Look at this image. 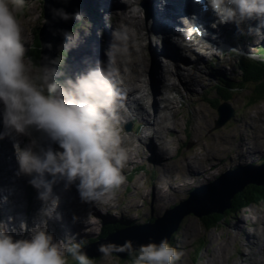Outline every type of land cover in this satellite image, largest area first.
Returning a JSON list of instances; mask_svg holds the SVG:
<instances>
[{
  "label": "clouds",
  "instance_id": "obj_1",
  "mask_svg": "<svg viewBox=\"0 0 264 264\" xmlns=\"http://www.w3.org/2000/svg\"><path fill=\"white\" fill-rule=\"evenodd\" d=\"M23 0H0V138L5 135H24L31 138L27 147L15 144L19 164L17 175L29 176V184L38 192L45 207L42 223L31 229L27 238H15V233H28L26 221L18 227L0 220V264H67L70 256L78 264H89L79 242L60 243L49 231L50 221H63L62 198L56 194L58 184L68 190L78 185L85 203L108 204L123 184V170L129 162L128 152L121 147V138L114 128V107L117 94L109 80L106 65L96 67L74 78L57 81L53 65L62 63L57 57L48 64L34 68L25 56V41L16 12ZM204 11H213L217 22L212 25L235 24L239 29L246 21L259 20L256 27H248V34L264 36V0H196ZM62 20L82 16L62 8L50 10ZM196 19L195 14L192 15ZM55 35V33H53ZM65 49L75 46L79 34L68 32ZM123 34L113 32L114 52L122 45ZM48 47H51L49 44ZM109 55V53H108ZM249 60L264 58L245 53ZM39 133L48 142L45 147ZM55 145L63 150L57 151ZM49 177H52L50 179ZM7 200V197L0 198ZM9 221L13 218L9 217ZM79 218H77V222ZM75 239V237L70 238ZM98 253L108 261L113 253L132 254L131 243L123 246L101 245ZM180 254L166 240L149 242L135 249L132 264H175Z\"/></svg>",
  "mask_w": 264,
  "mask_h": 264
},
{
  "label": "rangeland",
  "instance_id": "obj_2",
  "mask_svg": "<svg viewBox=\"0 0 264 264\" xmlns=\"http://www.w3.org/2000/svg\"><path fill=\"white\" fill-rule=\"evenodd\" d=\"M109 1L114 2L115 0ZM130 1L134 0H129V2ZM138 1L139 0H135V4H131L132 9L137 10L138 5L136 4V2ZM9 2L11 3L12 0H9ZM97 2H101V0H96L95 5ZM112 4L115 5L116 3ZM119 4L120 3H118V5ZM124 4H126V2L123 1V3L119 5L120 7L117 10L118 15L121 14V11H127V9L129 8V6L127 5H125L124 7ZM102 7L98 6V8ZM95 8L97 9L96 6ZM121 8L123 9L121 10ZM42 14L43 0H23L22 4L19 6L16 12L18 23L20 24V27L22 29L21 34L25 41V56L31 61V64L34 68H36L34 63L37 50L34 32L37 26L42 24ZM117 17L118 16L115 13H112L106 14L104 19H102V21H104V25L106 23V25L110 26L108 29L110 30V38L108 40L109 43H113V32L119 34L117 30L112 28L113 25L117 26L118 23H120V21L118 20L117 22L115 21ZM136 21L138 22V17L136 18ZM87 22H90V18L87 19ZM96 22L100 23L97 19ZM96 22H93L90 26H95L97 24ZM122 25H124V23H122ZM83 27L86 28L87 26ZM99 28L100 26H97L94 30L98 31ZM104 30L105 26L103 27L102 31ZM74 31H77V29H75ZM90 31L92 30L88 28L86 31L87 34ZM139 31H137V34H135V36H132L129 39V43L122 44L117 48V50H119V52L121 53L125 49L131 51L129 45L133 44L134 49L139 54V57H142L148 64L149 67L147 73L152 79L150 86L152 92L148 89L150 98H147V105L149 109L152 110L150 113H155L154 111L157 110L153 109H156L157 105L154 104L153 99L155 97L158 100L159 97L163 94L157 67L154 63L150 62L154 59L149 57L148 55L150 45L152 44L153 38L155 37V33H153V35L150 37V45L148 43V45L145 46L142 43V32L141 30ZM85 35L86 34H83L79 37L74 46V51L77 50L82 52V48H80L79 45L80 42L85 41L84 38H82ZM94 36L95 35H92L93 39ZM87 37L89 39L90 36ZM88 39L86 41H88ZM94 41L97 44V36ZM258 41L256 40L255 45H251L249 49L250 52H257L253 51V49L259 45ZM161 43L163 44V42ZM260 43L262 44L263 40L260 41ZM238 45L240 47H243V45H245L244 39H238ZM33 46L34 52H32ZM157 48L160 50V46H158ZM104 50L107 54L106 56L109 57L108 53H111V49L109 47H106ZM202 50L205 56L204 59L200 57L203 62L198 63V65H204V73H200L201 78L199 79L203 83L201 82L200 86L198 85L196 86V88L194 87L195 85L190 88V92H192L188 93L190 95V98L182 99L178 97L176 99H173V97H170L168 104H170L171 109H168L169 113L165 118L158 120V122L160 123L159 126L153 123V119H151L152 121L146 120L149 123V125H147L146 131L149 134L152 133L153 136L151 140H145L142 142L141 140H139L141 139V135L136 136L132 131H126L124 125H122L123 133L121 132V130L115 129L118 132L120 138L121 136H123L121 138V147H123L128 152L129 162L122 173L125 177L124 182L115 191L111 203H109L111 204L109 209L111 213L107 214L105 218L98 219V223L95 225V228L91 227V230L89 231L90 237H93L94 232L98 233L101 229L103 231L104 226L107 225L106 223L104 225V221L118 219V221H121L123 224H125L124 220H121V215L126 218L132 219L130 221L140 222V224L145 221V218L147 216H150L147 219L149 220L151 218H155L156 215H164V212L168 208L173 207L174 205L178 204L182 198H185L187 196L186 193L189 192L190 189H193L195 186L198 185L210 183V181L215 179V177L219 176L226 169L236 167L233 165L245 164L238 161V156H236L237 152H239L240 144H244V142L251 141V143H253L252 146L255 147L254 140L261 139L260 137L264 138V100H261L250 106H244L246 101L253 96L255 86H250L251 88H249L248 90L232 91L233 98L230 100L228 105L232 109H234L235 114L237 110L238 112L235 115V118L233 117L232 121L230 120L227 124L221 127L215 126V121L218 117V114L216 112V109L206 102L205 99L208 97H205L204 94L209 96L211 99H219V93H217L216 90L212 91V86L215 83V86H217V84L225 86V83H231L228 82L224 77H220V75L222 73L226 75L225 70L227 69L226 72L228 74L226 78L235 77L234 79L239 78L240 80V76L242 75V73L234 67L236 57L238 55L227 53L221 54V48H211L209 45H204ZM98 52L99 50L93 53H89L87 55L86 61L88 67H86L84 71H87L91 67V65H93V58L95 55L98 54ZM128 53L129 52H127L126 54V59L133 60V57L130 56ZM164 53L166 54L167 51H165ZM71 59H73V68L71 70L74 71L77 59L71 57L70 61ZM172 62L173 58L170 56L168 51L167 63H169L171 68L174 67V64H172ZM97 63H95V65H93L91 68L97 66ZM205 65L207 67H205ZM179 66L182 67L184 70H189L191 68L187 64H182ZM112 69L116 70L117 76L121 78L120 71L116 68V66L112 67ZM206 70L208 72H206ZM124 71L127 74H132L133 76L138 74L137 72H134V68H131L129 66H125ZM217 75H219L218 79L216 77ZM231 85H233V83H231ZM188 88V86L182 87L181 90H183V92L187 94V92L189 91ZM194 89L196 91H194ZM164 105L165 103L163 105L161 104L160 106ZM143 106H146V104H144ZM0 107H2V105H0ZM145 115L150 116L147 113H145ZM145 119L146 118L143 117V120ZM158 130H160L161 132H159ZM4 137H8V140H10V142L12 143L11 149L14 153L10 151V146L9 148H7V146L4 147L7 148V151H9V154L14 159V166L15 169L18 171L19 164L16 158L15 142L10 137V135H5L0 138V140H3ZM32 138H38L40 139V142L44 141L45 147L48 146V142H46L45 139L41 137L39 133H33ZM23 140L24 143L21 147L23 148L29 146L31 138L23 135ZM251 143L249 144V146L251 145ZM149 145L153 147L155 145H159L161 149L164 150V154H157L156 149L153 153L150 152V150L147 148L149 147ZM56 146L58 148H61L58 145ZM168 146L171 148V151ZM213 148H215L214 153L211 152ZM61 150L62 149H59V151ZM170 152L173 156L170 155ZM215 153L219 157L214 161L216 164L214 166L213 174L209 177L204 178L194 176L193 179L190 176V184H184L185 177L189 176L190 167L188 166V164L191 165L192 157L198 156L201 159L202 162L200 166L204 167L202 168L204 172V169L207 168V165L213 163V158L216 156ZM263 153L264 144L262 146L261 154L257 157V161L259 160L257 162L258 164L260 163V161H262V156L264 159V155H262ZM8 158L10 159L9 155ZM151 158L152 161H155V165L153 164L154 162L151 161ZM219 158H222L220 159L221 161L219 160ZM233 158L235 159V162L232 163L231 160ZM160 160H163V162L161 163ZM224 160H226V163L223 162ZM140 165L144 166V168L147 169L144 171L136 172V168ZM4 173L5 172L0 166V178L4 179L2 184H0L2 186H4L3 183H9L13 180V178H11V180L8 178L10 177V174L4 175ZM167 175L169 177L172 176V183L168 182L169 179H167ZM22 181L23 178L20 175V178L17 179V182L9 187L12 190H14V188H17V186L22 189L24 185ZM128 186H132L129 192H127L126 190ZM163 188L164 193L161 194V192L159 191ZM242 190L236 192L233 195L230 201L231 206L226 207L223 210V213L213 212L207 214V216H211L214 214L224 215L226 211L232 209L233 198H235V196ZM0 193L4 196L8 194L7 192H3L2 190H0ZM12 193L15 194L16 192L13 191ZM15 195L16 196L14 197V199L17 203H27V200L23 194L20 196H18V194ZM17 196L18 200L21 201H18L16 199ZM151 205L153 209H151ZM7 206L9 209H11L9 204ZM86 211L90 212L91 209H88ZM36 213L37 210L36 212L32 213L31 219L33 220L34 218L36 221H38V217H35ZM0 214L4 215V210H0ZM85 217L90 221L89 215H85ZM225 217L227 219L226 222L222 219L221 223H219L217 226L207 228L203 223L204 220H202V218H198L197 216L191 214L185 216L179 222L177 228L174 229V231L171 233V235L169 236V240L167 241V243L173 248H175L180 254L179 259L175 262V264H256L259 260L262 261L264 259V254L262 253V251H264V199L261 200V202L258 204L249 205L246 208H240L235 212H231L227 215L225 214ZM3 218L4 216H2V220ZM3 221H5V218ZM20 221L21 220L17 219L13 225H16L18 227ZM24 221L27 220L25 219ZM89 221L86 220L84 224L89 225ZM30 223L32 222L29 219L27 225ZM68 226L72 228L80 227V219L78 222L76 219V222L73 225ZM85 230H87V228H85ZM184 230H187L186 232H190V234H185L186 232L184 233ZM61 231L67 230L61 229L59 232ZM64 235L71 236L72 238L76 237V235H74L70 231H68V234ZM78 238L81 239V237ZM80 239H76L74 242H79ZM85 240L86 239H84L83 241ZM134 255L135 251L130 256H128V259L126 258L124 260L111 256L108 261H105L103 257H101L100 260L97 259L96 261H89V264H132L131 262ZM73 261L75 260L72 259V262Z\"/></svg>",
  "mask_w": 264,
  "mask_h": 264
},
{
  "label": "bare ground",
  "instance_id": "obj_3",
  "mask_svg": "<svg viewBox=\"0 0 264 264\" xmlns=\"http://www.w3.org/2000/svg\"><path fill=\"white\" fill-rule=\"evenodd\" d=\"M118 1L119 0H115L114 2H111L109 0H106V1L101 0V2L96 3V5H95L97 7L96 10L99 13V15L102 14L103 12H104V14L107 12H110L111 10H113V7H114V5L112 3H117V5H118V3H120V1L119 2ZM184 1L185 0H153V4L151 6H150V0L147 2V8L149 10L147 15L150 16V18L152 19V24H153V27H150V20L151 19H149L148 20V28H149L150 32L155 33V37L153 38V42L151 44V52H152V56H153L155 65L159 71H163L165 66L167 68H165L164 70H172L171 68H168V63L164 65V63L162 61L163 59L161 60V58H162L161 54L164 53V50L166 48H172L175 45L178 46V44H175V41L178 42V38L174 39V37L175 36L179 37L180 33L182 32V29L184 30V28H186V26H185L186 24L183 22L185 18H182L181 15L178 14L179 12H181L180 6L184 3ZM98 3H99V5H98ZM126 3H127V5H131L134 2L132 1L131 3H129V2H126ZM192 5L194 6L195 9L201 10L200 5L197 2H195V0L194 1L192 0ZM98 6L99 7L104 6V7L98 8ZM152 6H153V10H152ZM128 9H127V11H121V14L118 15L119 17L115 20L116 22H117V20L120 21V23H118L117 26L113 27V29L117 30L119 34H123L124 40H123L122 44L129 43V39L132 36H135V34H137V31L140 30L139 24L136 21L137 11L133 10L131 8H128ZM139 12H140V10H139ZM95 19H97L100 22V18L98 15L96 16ZM122 23H124V25H122ZM143 23H144V21L142 20V25H141L142 37L147 35V32L145 31V29H143V25H144ZM247 23L251 27H256L257 25L260 24V21L253 19V20L247 21ZM228 26H230V25L228 24ZM93 27L94 26H90L89 28L91 30H93ZM261 29L264 31V28H261ZM204 30H207L206 35H205L207 37V39L202 40V39L198 38V41L199 42L203 41V43L210 45L211 48L214 45H219L218 43L210 42V40H208L209 39L208 38L209 37V29H204ZM186 32L188 33L187 30H186ZM193 32H195V31H193ZM161 33H163L165 38L169 41L168 45H164L161 43V39H162ZM187 33H186V35H187ZM219 33H221V35H222L221 36L222 40L226 39L225 43H223L220 46L226 47V46L231 45L229 40H231L233 37H235V33L233 32L232 28L230 27V29H229V28H223V26H219ZM108 34H110V31H108ZM139 34H140V31H139ZM82 38H84V40H85L84 42L83 41L80 42V45H79L80 48H82V52L75 50L76 58H74V59H77V62L75 64L74 71L70 70L71 76L69 78H74L76 75H79V74L86 72V71H84V69L86 67H88L86 58H87V55L89 53H93V52L99 50L98 54L95 55L93 58L94 59L93 65H95V63H97V62L103 61V58H101V56H100V49H99V46L103 44L102 43L103 41L100 42V39L97 36V44H96V42L94 41V39L96 38V35L94 36V39H93L92 35H90L89 39L86 35L83 36ZM200 38H201V36H200ZM87 39H88V41H86ZM106 40H109V36L106 38ZM168 41H166V42H168ZM235 41L236 40H234L232 43H234ZM185 42L188 45H190L189 41L186 40ZM196 42H197V40H196ZM216 42H218V41H216ZM148 43H149V41H148ZM112 44L113 43H111V46H112ZM129 46L131 48V51H128V49H125L121 53V52H119V50L116 49V51L111 52V53H113L112 54V56H113L112 59L114 62L113 64L116 66V68L120 71V74H121L122 79H119V81H121L120 83H123L127 86V89H124L126 94H123L122 97H118V99H117L118 103H116V106L121 107V108L125 107L129 111V114H127L125 112L126 110L121 111V115H123V117L125 119H128V117L135 116L132 123L141 124L143 121V117H144V118H146L144 120L146 122V123H144L145 125H149V123L147 121H152L151 119H153V123L155 125L159 126L160 123L158 122V120L165 118L169 113L168 109H171L170 104H168L170 97H165L163 99V103H165V105L163 106V108L159 107V109L157 111H154L155 113H150L151 111L147 107V105L143 106L144 105L143 104V101H144L143 95L141 97H137L136 93H139L141 90L140 83H142L143 77H145V74H144L145 69L141 68L139 66L140 57H139V54L137 53V51L134 49V45L130 44ZM158 46H160V50L157 48ZM72 48L74 49V46ZM156 48H157V50H156ZM127 52H129L128 54L133 57V60L132 59H130V60L126 59ZM202 57H204V56H202ZM182 58L184 59L183 64H190V62H191V64H190V66H191L190 70L191 71L187 72V70L181 69L182 67L175 65L173 68L175 70L174 74H171V75H166V73L163 74V81H164L166 88L168 90L174 91L178 95H181V89H180V86L178 84V81L183 83V84L188 85L190 88L195 85L194 87L196 88V86H198V85L200 86V83L202 81L199 79L201 78V74L204 73V65L203 66L198 65V63L203 62L201 58H199L198 56L195 58H191L189 56V59H188L184 55H182ZM108 59L109 58H107L106 60H108ZM93 65H91V67ZM125 66H129L131 68H134L135 69L134 72H137L138 74L135 76H133L132 74H127L124 71ZM94 67H96V66H94ZM205 67H207V66L205 65ZM109 71L111 72V76H112L114 74V71L113 70H109ZM206 72H208V71L206 70ZM171 77H173L174 80H171ZM143 89H145L144 86H143ZM1 109H2V107H0V111H1ZM132 112L139 113L143 117L141 115H138V114H137L138 116L132 115L133 114ZM114 113H115V122H116V117H119L120 115L118 114V110H114ZM145 113L149 114L150 116L145 115ZM154 121H156V122H154ZM158 131L161 132L160 130H158ZM10 137L13 139L15 144L17 142H19V144L21 146H23V143H24L23 135L17 136L16 134L13 133L12 135H10ZM122 137L123 136H121V138ZM149 138L151 139L150 135H149ZM260 138L261 139L254 140V146L255 147L252 146L253 143H251V141H247V142H244V144L239 145V152H237L236 156H238L237 157L238 161L245 163L243 165H246L248 163L250 164V163H252V161H256L258 159L257 157L261 154L262 146L264 144V138L263 137H260ZM139 140H141V139H139ZM250 143H251V145L249 146ZM150 146L151 145H149V147H148L150 152L153 153L156 149L157 154H164V150H162L159 145H157V146L155 145L154 146L155 148L153 146H151V147ZM55 147H56L57 151H59V149H62V148H58L56 145H55ZM214 149L215 148L212 149V151H211L212 153L215 152ZM206 150H207V148H206ZM7 153L10 156V159L8 158ZM147 154H149V153H147ZM218 157L219 156L216 154V156L213 158V163L210 165H207V168H205L204 172H203L202 168H204V167L200 166V164L202 162L201 159L198 156H193L192 160H191V165L188 164V166L190 167L189 168L190 171H189V176L185 177L184 184L185 183H186V185L190 184V182H189V181H191V180H189L190 176L193 179L194 176L204 178V177H209L210 175H212L213 171H214V166L216 164L214 161L216 159H218ZM220 159H222V158H219V160ZM160 161H161V163L163 162V160H160ZM0 162H1V168L5 172L4 175L10 174V177H8V178L10 180H11V178H13V180L9 183H3V185L5 187L0 185V190L8 193V194H6V196H4L3 194L1 195V193H0V198L7 197V200L0 199V210H4V215L0 214V219H2V216H4V218H5L4 222L8 225L9 229H11V227L13 226V224L17 220V218L14 216L15 210L9 209L7 205L8 204L10 205L11 203H17L14 199V197L16 196L15 194H17V193L13 194L12 192L14 190H12L9 186L14 185L17 182V179L20 178V176H18L16 174L17 170L15 169V166H14V159L9 154V151H7V148L4 147V141L2 139L0 140ZM223 162L226 163V160H224ZM231 162L232 163L235 162V159L233 158L231 160ZM255 164H258V163H255ZM233 166H238V165H233ZM169 171H170V169H169ZM21 177H22V175H21ZM166 177H167V179H169L168 182L172 183V181H171L172 176L169 177L167 175ZM49 178L52 179V177H49ZM3 181H4V179L0 178V184H2ZM22 183H23V181H22ZM61 185H62V183L58 184L57 187H60ZM202 185H204V184H202ZM75 187L77 189L75 191L77 194L80 191H79L78 185H75ZM23 188H24V185H23ZM23 188L22 189L20 188V189L23 190ZM159 192H161V194H163L164 188L162 190L160 189ZM22 194H23V191H21V193H19L18 196H20ZM18 196L16 197L17 200H18ZM77 197H79V198L74 200V201H68L66 203H62V207H61L60 211L64 216V220L63 221H59V220L50 221L49 231L59 232L61 229H63V230H67V231L72 232L74 235L79 233V236H83V237L84 236H90L89 231L91 230V227L95 228V225L97 224V221H95V219H94V215L100 214V211H102V214L104 215V211H106L104 208L105 206H104V204L94 205V204L85 203L82 199L81 193ZM63 198L68 199V197L65 195L63 196ZM8 201H12V202H8ZM18 201H21V200H18ZM110 203H111V201H110ZM24 204H26V202H24ZM34 207L37 210L36 215H39V214L41 215V210L45 207V204L42 200H40L38 198V194L35 197ZM88 209H91V211L87 212L86 210H88ZM85 214L86 215L91 214L90 221L88 219H86ZM6 216L12 217L13 219L11 221H9V219H8L9 217H6ZM31 217L32 216H30L26 220L31 219ZM33 217H34V215H33ZM77 217L80 219V227H74V228L69 227L68 225H73L76 222ZM122 217H124V216L122 215ZM4 218H3V220H4ZM125 219H128V221L132 220V219H129L126 217H125ZM33 220L35 221V224L37 226L36 220L34 218H33ZM86 220L89 221L88 222L89 225L84 224ZM35 224H33V222L28 224V229H29L28 233H31V229L35 228ZM66 226H68V227H66ZM85 228H87V230H85ZM186 231L187 230H184L183 232L185 233ZM28 233H26V234H28ZM185 234L189 235L190 232H186ZM56 241H58V240H56ZM262 253L264 254V251H262ZM256 264H264V259L262 261L259 260Z\"/></svg>",
  "mask_w": 264,
  "mask_h": 264
},
{
  "label": "water",
  "instance_id": "obj_4",
  "mask_svg": "<svg viewBox=\"0 0 264 264\" xmlns=\"http://www.w3.org/2000/svg\"><path fill=\"white\" fill-rule=\"evenodd\" d=\"M86 2L87 0H44L43 21L42 24L37 26L34 32V36L39 40V67L42 64H48L50 60L56 57L58 58V53L63 50L67 41L65 34L80 21V19L76 20L75 18L68 20H62L59 17L54 18L50 10L53 8H62L68 13L79 12L81 14ZM49 44L51 47H48ZM53 67L57 69V65H53ZM54 78H56V75ZM232 113L233 110H230L228 118L232 116ZM256 171L258 174H249L244 178L242 177L245 170L242 168L229 171L219 177L212 185L193 192L188 200L166 211L164 216L158 217L154 222H148L143 226L132 228L142 230L141 234L127 238L125 235H122L123 232H116L111 235V237H115L116 239L109 237L101 245L112 244L115 246H123L125 243L130 242L135 251L140 245L149 242L158 243L161 239L168 241L171 233L177 228L179 222L185 216L191 214L202 218L213 212L223 213L226 207L231 206V198L236 192L242 190L249 184H264V165L261 168H256ZM86 249L83 252L87 258L100 259L102 257L98 253L97 247ZM128 255L126 252H120L113 253L112 256L124 260Z\"/></svg>",
  "mask_w": 264,
  "mask_h": 264
},
{
  "label": "trees",
  "instance_id": "obj_5",
  "mask_svg": "<svg viewBox=\"0 0 264 264\" xmlns=\"http://www.w3.org/2000/svg\"><path fill=\"white\" fill-rule=\"evenodd\" d=\"M94 11L97 12L96 8L93 9V7L90 6L85 10L84 15L86 17L91 16L94 14ZM73 29L75 30L76 28H73ZM35 42H36L37 50H36L34 65H35V67H38L39 61H40L39 40L37 39V40H35ZM32 52H34V46H33ZM60 58H61V56L58 57L59 61H60ZM240 68H241V71L243 74H242V76L238 82L233 83V85H231V83H229L230 87H229V84L225 83V86H223L221 88V90L218 86L214 87L216 92L219 93V100L216 99L214 101V104L216 107H218L224 101L225 102L230 101L233 98V92L232 91L242 90V89H245L246 87H248V89H249V88L255 86L253 96L250 99H248V101H247L248 103L253 104L255 102H259L261 100L262 101L264 100V61H258V62L255 61L253 63H248L247 61H245V62L242 61ZM61 70L62 71L60 72V75L56 77L57 81H62L65 77H67V73L65 72V70H63L62 68H61ZM263 199H264V184H262V185L251 184V185L247 186L244 190H242L240 193H238L235 196V198H233L232 209L226 211L224 213V215L214 214L211 216H204V217H202V220H204L203 223L205 224V226L207 228L217 226L219 223H221L222 219L225 222L227 221L225 214L227 215L231 212H235L236 210H238L240 208H246L249 205L258 204ZM150 220H151V222H154L155 218H151ZM128 225H129V223L109 225L108 228H106L107 231H105L102 234V236L104 234H106V232H108V231L120 230L123 227L128 226ZM68 257H69V262H71L72 258L70 256H68ZM127 259H128V257H127ZM91 260L94 261L95 259H92V258L89 259V261H91ZM70 264H78V262L73 261V263H70Z\"/></svg>",
  "mask_w": 264,
  "mask_h": 264
}]
</instances>
